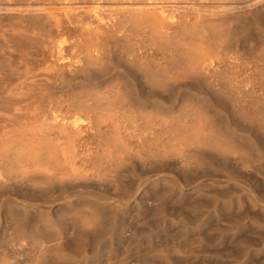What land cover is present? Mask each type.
I'll list each match as a JSON object with an SVG mask.
<instances>
[{
  "label": "rangeland",
  "instance_id": "obj_1",
  "mask_svg": "<svg viewBox=\"0 0 264 264\" xmlns=\"http://www.w3.org/2000/svg\"><path fill=\"white\" fill-rule=\"evenodd\" d=\"M124 2L0 0V264H264V0Z\"/></svg>",
  "mask_w": 264,
  "mask_h": 264
},
{
  "label": "bare ground",
  "instance_id": "obj_2",
  "mask_svg": "<svg viewBox=\"0 0 264 264\" xmlns=\"http://www.w3.org/2000/svg\"><path fill=\"white\" fill-rule=\"evenodd\" d=\"M123 3H125V9L126 11H131L137 7H140L142 5H144L143 3H132V2H124V0H122ZM148 5V4H146ZM99 7V6H98ZM77 8L74 7V4H70V5H61V6H57V7H48L45 9L46 12H48V14L50 15H61V14H68L71 13L72 11L76 10ZM99 8H95L93 10H96Z\"/></svg>",
  "mask_w": 264,
  "mask_h": 264
}]
</instances>
